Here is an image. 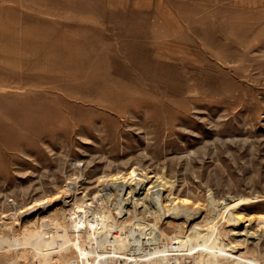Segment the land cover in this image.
<instances>
[{"label": "rangeland", "instance_id": "obj_1", "mask_svg": "<svg viewBox=\"0 0 264 264\" xmlns=\"http://www.w3.org/2000/svg\"><path fill=\"white\" fill-rule=\"evenodd\" d=\"M258 1L0 0V235H18L10 213L67 180H77L78 201L84 192L92 201L98 175L132 165L175 181L174 196L202 204L197 220L210 210L208 193L256 198L239 210L259 233ZM216 221L222 240L239 239L241 251L264 264V232L245 242ZM160 229L170 236L174 226ZM9 252L0 251V264H32Z\"/></svg>", "mask_w": 264, "mask_h": 264}, {"label": "bare ground", "instance_id": "obj_2", "mask_svg": "<svg viewBox=\"0 0 264 264\" xmlns=\"http://www.w3.org/2000/svg\"><path fill=\"white\" fill-rule=\"evenodd\" d=\"M75 180H67L46 200L10 213L20 231L11 238L0 235V251L15 250L18 259L32 264H184V258L192 264H262L241 251L244 242L222 240L216 221L223 219L228 227L223 232L240 235L245 242L258 237L264 232V213L256 215L261 228L253 233L239 210L256 198L218 201L208 193L210 210L197 220L204 212L202 204L174 196L175 181L164 172L148 175L132 165L98 175L96 196L87 202V192L83 201L76 199ZM163 222L174 226L170 236L160 229Z\"/></svg>", "mask_w": 264, "mask_h": 264}, {"label": "crops", "instance_id": "obj_3", "mask_svg": "<svg viewBox=\"0 0 264 264\" xmlns=\"http://www.w3.org/2000/svg\"><path fill=\"white\" fill-rule=\"evenodd\" d=\"M259 4H264V0H259Z\"/></svg>", "mask_w": 264, "mask_h": 264}]
</instances>
